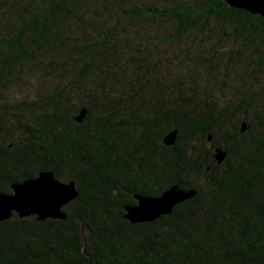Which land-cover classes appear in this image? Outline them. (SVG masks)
I'll return each mask as SVG.
<instances>
[{"label": "trees", "instance_id": "trees-1", "mask_svg": "<svg viewBox=\"0 0 264 264\" xmlns=\"http://www.w3.org/2000/svg\"><path fill=\"white\" fill-rule=\"evenodd\" d=\"M42 171L78 195L64 219L1 220L0 264H264V18L224 0H0V193ZM173 185L196 194L125 218Z\"/></svg>", "mask_w": 264, "mask_h": 264}, {"label": "water", "instance_id": "water-1", "mask_svg": "<svg viewBox=\"0 0 264 264\" xmlns=\"http://www.w3.org/2000/svg\"><path fill=\"white\" fill-rule=\"evenodd\" d=\"M229 6L241 8L264 18V0H224ZM85 109L75 117L81 122ZM245 125L242 124L243 130ZM176 130L164 136V143L172 145L176 139ZM211 139V137H209ZM225 151L216 148L214 158L218 162L224 159ZM196 194L193 188L185 189L173 185L158 196L135 195L137 203L125 206V218L132 223L149 222L161 215L171 213L174 206ZM78 195L74 181H60L52 172L42 171L36 177L12 185L11 193H0V221L11 217L12 213L20 217L35 215L38 220L46 218L64 219V207Z\"/></svg>", "mask_w": 264, "mask_h": 264}, {"label": "rangeland", "instance_id": "rangeland-1", "mask_svg": "<svg viewBox=\"0 0 264 264\" xmlns=\"http://www.w3.org/2000/svg\"><path fill=\"white\" fill-rule=\"evenodd\" d=\"M78 115V114H77ZM40 173V172H39ZM136 203H137V199H136Z\"/></svg>", "mask_w": 264, "mask_h": 264}]
</instances>
